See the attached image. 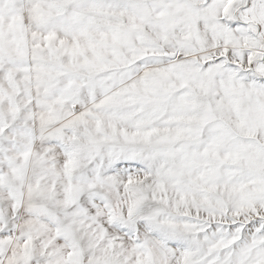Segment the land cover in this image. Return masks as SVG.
<instances>
[{"label": "snow or ice", "instance_id": "6c2138e0", "mask_svg": "<svg viewBox=\"0 0 264 264\" xmlns=\"http://www.w3.org/2000/svg\"><path fill=\"white\" fill-rule=\"evenodd\" d=\"M0 264H264V0H0Z\"/></svg>", "mask_w": 264, "mask_h": 264}]
</instances>
